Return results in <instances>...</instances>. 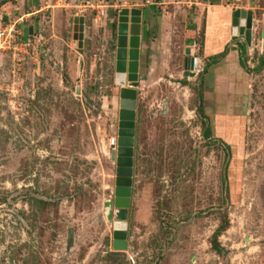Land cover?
Returning <instances> with one entry per match:
<instances>
[{
	"label": "rangeland",
	"instance_id": "obj_1",
	"mask_svg": "<svg viewBox=\"0 0 264 264\" xmlns=\"http://www.w3.org/2000/svg\"><path fill=\"white\" fill-rule=\"evenodd\" d=\"M46 1L56 7L0 0V25L13 24L0 50V264H264V0H141L155 28L160 13L174 24V41L213 1L252 20L244 65L239 56L228 77L207 75L218 57L195 76L137 71L123 249L105 206L119 108L107 6L123 0ZM64 3L67 16L52 13Z\"/></svg>",
	"mask_w": 264,
	"mask_h": 264
},
{
	"label": "crops",
	"instance_id": "obj_2",
	"mask_svg": "<svg viewBox=\"0 0 264 264\" xmlns=\"http://www.w3.org/2000/svg\"><path fill=\"white\" fill-rule=\"evenodd\" d=\"M41 1L42 5L39 6V12H41L42 9H46L47 7H56L55 1L52 5L46 4V0ZM229 4L231 3L218 4L213 1V4L208 5L207 8H205L204 6L199 7L195 10V13L192 16L184 17V22L182 23L180 29V36H176L177 38H179L176 39V41H174V36L176 34L173 33V27H175L174 24H167L166 15L160 13L158 21L156 23L157 28H155L153 24L155 22L152 21L151 13L149 12L151 11V8L145 6L141 0H139V3L138 0H123L120 4L112 2V4L108 5L107 7L112 9V11H115L116 15L117 12L124 7L128 9L138 8L140 10L138 71H140V67L142 65H145V70L149 71L153 69L154 71V69H157L165 73L170 78H181L182 76L186 77L184 75L185 72H190L187 73L189 76H195L199 73L200 70H202V67L205 65V60L208 61L209 58H216L217 55L222 53L221 56H218L217 61L210 65L209 69H207L206 72L208 75V73L212 70V77L219 78L223 76L228 77L231 72L238 71V67L240 68L238 57L240 56V62H242V56L245 55L247 51L246 45H248L250 42V40L248 43L245 42L243 38L235 39L233 41L230 38L228 22L229 18L231 17L230 11L232 6ZM202 5H204V3ZM71 6L72 5H70V3H64V5H62L59 9H53L52 13H62L63 11L64 15L67 16L69 14V11L72 9ZM100 7L105 8L104 15L102 17H106V7L103 4L100 5ZM39 16L41 17V15ZM81 16L83 17V33L81 39L82 45L83 41H85L86 34L85 16ZM109 20V22L113 21L115 23L116 30V18L115 20H113L109 17ZM199 24L201 25V37L199 44H197L195 38L197 35ZM153 29H155V31L157 30V35L155 37H153ZM114 34H116V32ZM127 43L128 39L126 40V45ZM236 43H239V49L236 48ZM113 44L115 45V36L113 39ZM108 46L110 47L111 44L109 45L108 43ZM127 48H125L126 51ZM113 50H115V47ZM242 50L244 52L241 56L240 53ZM127 56L128 55L126 53V57ZM126 57L124 60L126 61L127 65L128 58ZM185 58H190L191 61L194 60V69L191 68L188 69V71L184 69ZM221 65H223L222 68L218 67ZM126 73L127 70H125V75Z\"/></svg>",
	"mask_w": 264,
	"mask_h": 264
},
{
	"label": "water",
	"instance_id": "obj_3",
	"mask_svg": "<svg viewBox=\"0 0 264 264\" xmlns=\"http://www.w3.org/2000/svg\"><path fill=\"white\" fill-rule=\"evenodd\" d=\"M140 10L138 8H121L116 17V34L114 50V83L118 86V121L115 146L111 150V158L115 161V177L113 197L105 203L106 218L112 225V247H126V213L129 204L131 184V155L133 145L135 87L137 86ZM252 12L243 8H234L230 17L231 39L239 36L245 42L250 40ZM72 38L78 51H81L83 17L74 16ZM29 29V28H28ZM30 31V29H29ZM128 34V36H127ZM128 37V38H126ZM126 39L129 47L125 49ZM128 55L127 73L125 75V54ZM195 68L194 60L185 58L184 69ZM185 72L184 75H188ZM127 84L128 87L124 85ZM77 92V90H76Z\"/></svg>",
	"mask_w": 264,
	"mask_h": 264
},
{
	"label": "built area",
	"instance_id": "obj_4",
	"mask_svg": "<svg viewBox=\"0 0 264 264\" xmlns=\"http://www.w3.org/2000/svg\"><path fill=\"white\" fill-rule=\"evenodd\" d=\"M97 13L99 15H104V10L99 9V10H97ZM12 27H13V24L12 25H8L7 24V25H4V26L0 25V50L5 49L10 44V41H11L10 37H11ZM108 145L111 148V150L114 148V146H115V137H111L109 139Z\"/></svg>",
	"mask_w": 264,
	"mask_h": 264
},
{
	"label": "trees",
	"instance_id": "obj_5",
	"mask_svg": "<svg viewBox=\"0 0 264 264\" xmlns=\"http://www.w3.org/2000/svg\"><path fill=\"white\" fill-rule=\"evenodd\" d=\"M113 26H115V23L114 22H112V27ZM243 50L241 51V56H242V54H243ZM221 54L222 53H220L219 55H217L216 57H218V56H221ZM241 64H242V66L244 65V63H243V61L241 62ZM221 228H217L216 230H215V232H214V235L216 236L217 235V233H218V231L220 230ZM214 245H216V244H214Z\"/></svg>",
	"mask_w": 264,
	"mask_h": 264
},
{
	"label": "bare ground",
	"instance_id": "obj_6",
	"mask_svg": "<svg viewBox=\"0 0 264 264\" xmlns=\"http://www.w3.org/2000/svg\"><path fill=\"white\" fill-rule=\"evenodd\" d=\"M127 40V39H126ZM126 45V44H125ZM125 57H126V54H125ZM125 57H124V59H125ZM123 59V61H124V63H125V70H126V67H127V65H126V61ZM125 70H124V73H125ZM126 85V84H125ZM124 85V86H125ZM126 87V86H125Z\"/></svg>",
	"mask_w": 264,
	"mask_h": 264
}]
</instances>
